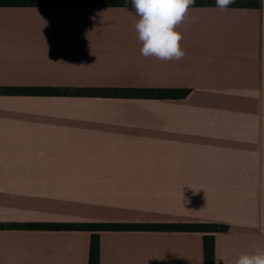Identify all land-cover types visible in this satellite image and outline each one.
Listing matches in <instances>:
<instances>
[{
	"label": "crops",
	"instance_id": "1",
	"mask_svg": "<svg viewBox=\"0 0 264 264\" xmlns=\"http://www.w3.org/2000/svg\"><path fill=\"white\" fill-rule=\"evenodd\" d=\"M257 1L190 6L176 28L185 55L170 61L141 55L132 7L0 6V86L190 89L0 94V222L222 223L216 264L264 251ZM91 234L0 230V264H88ZM203 238L102 231L101 264H205Z\"/></svg>",
	"mask_w": 264,
	"mask_h": 264
},
{
	"label": "trees",
	"instance_id": "2",
	"mask_svg": "<svg viewBox=\"0 0 264 264\" xmlns=\"http://www.w3.org/2000/svg\"><path fill=\"white\" fill-rule=\"evenodd\" d=\"M257 0H234L228 7H259ZM0 6L36 7H132L131 0H0ZM192 6H216V0H195ZM190 93L185 88L154 87H54L0 86V94H66L80 96H111L126 98H184ZM0 230H59L90 231L91 244L88 264H101L102 231H169L202 232L205 264H216V233L228 232L222 223H124V222H0Z\"/></svg>",
	"mask_w": 264,
	"mask_h": 264
},
{
	"label": "clouds",
	"instance_id": "3",
	"mask_svg": "<svg viewBox=\"0 0 264 264\" xmlns=\"http://www.w3.org/2000/svg\"><path fill=\"white\" fill-rule=\"evenodd\" d=\"M234 0H216V7L227 9ZM195 0H131L138 16L135 24L140 50L144 57L160 60H180L185 55L181 48L182 34L176 31ZM81 66H84L82 64ZM235 264H264V251L241 255Z\"/></svg>",
	"mask_w": 264,
	"mask_h": 264
},
{
	"label": "bare ground",
	"instance_id": "4",
	"mask_svg": "<svg viewBox=\"0 0 264 264\" xmlns=\"http://www.w3.org/2000/svg\"><path fill=\"white\" fill-rule=\"evenodd\" d=\"M11 19V18H10Z\"/></svg>",
	"mask_w": 264,
	"mask_h": 264
}]
</instances>
